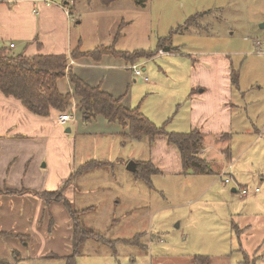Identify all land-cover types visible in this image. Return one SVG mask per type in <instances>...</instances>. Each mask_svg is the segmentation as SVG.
Returning a JSON list of instances; mask_svg holds the SVG:
<instances>
[{"label": "rangeland", "instance_id": "rangeland-1", "mask_svg": "<svg viewBox=\"0 0 264 264\" xmlns=\"http://www.w3.org/2000/svg\"><path fill=\"white\" fill-rule=\"evenodd\" d=\"M139 1L142 3L117 0L110 6L103 5L102 0L78 1L74 12L81 24L74 29L84 38L83 49L112 45L123 28L117 50L156 52L159 40L172 34L174 45H185L183 54L195 60L203 50H227L236 75L242 76L245 88L251 87L248 95L255 104L249 113L255 127L263 128L257 122H262L264 115L257 119L255 115L264 109V0ZM192 18V26L185 28ZM244 47L255 51V57L236 61V55ZM180 58L156 54L150 60L140 59L141 69L147 68L144 76L149 81L133 82L128 90L129 96L132 94L130 108L140 107L155 126L179 133L191 130L187 126L191 111L188 91L179 97L185 87V68L189 70V66H180ZM71 62L74 64L73 58L70 65ZM153 81L158 87L147 89ZM165 139L163 136L162 141ZM78 140L80 155L76 167L91 160L106 161L108 166L90 171L76 181L87 189L78 191L77 201L73 198L71 203L74 210L85 212L80 214V221L91 235L81 247L75 264H193L197 256L210 257L208 264H264V183L259 180L238 183L250 193L255 187L261 190L258 195L242 198L232 193L234 183L223 182L233 179L232 176L221 180L213 174L167 172V165L172 171L182 169L180 160L170 153L171 160L164 159L163 174L152 177L154 187L150 188L137 174L128 172L127 167L130 163L148 161L156 139L86 135ZM158 145L152 158L158 152L164 154L170 150L161 142ZM207 156L215 158L218 164L226 162L216 157L214 147ZM254 162L251 167L249 160L242 163L244 177L254 179L256 172L264 171L263 155ZM230 174L236 175L234 167ZM45 204L48 210L43 213L42 224L46 226L48 222L50 236L54 238L60 234L56 233L59 231L56 222L63 225L61 213L50 209L51 204ZM234 224L239 225L240 234L233 228ZM130 241L132 244H128ZM66 247L62 252H66ZM61 256L49 252L43 258L32 257L18 264H69Z\"/></svg>", "mask_w": 264, "mask_h": 264}, {"label": "crops", "instance_id": "crops-1", "mask_svg": "<svg viewBox=\"0 0 264 264\" xmlns=\"http://www.w3.org/2000/svg\"><path fill=\"white\" fill-rule=\"evenodd\" d=\"M64 1L0 0V48H9L13 44L12 51L15 54L28 57L66 55L71 58V53L79 46L82 51H91V49H83L84 38L80 36L78 30L74 29V26L81 23L76 17L75 10L71 12ZM172 36L174 37L173 34ZM257 45L262 46L261 43ZM173 46L178 49L177 52L175 49L171 53L158 54L170 57L181 56L178 64L182 67L189 66V70L185 68L187 76L183 79L185 87L182 88L179 97L186 95L188 91L191 111L187 126L191 127V130L181 133H190L194 129L202 133L204 140L199 157L208 162L214 172L213 175L221 180L224 179L223 177L226 178L225 175L233 177L235 184H232L233 194H240L241 189L246 187L238 183L251 184V182H245L251 180L264 183V171L256 172L254 175L256 177H252L254 179L244 177L246 173H242L243 162L249 160L251 167L252 162L264 156V120L257 122V125L263 128L255 127L254 120L249 113V110L253 108L251 105L255 104V101L249 99L248 95L251 87L245 88L242 76L236 75L237 72L233 70V61L229 56L231 53L227 50L213 48L203 50L200 52V57L195 60L194 57L189 58L186 53L183 54L185 45H174L173 43ZM254 52L244 47L236 55V61L237 59L248 60L249 56L255 57ZM73 60L74 64L70 66L77 76L88 85L100 87L102 91L115 98H121L123 105L130 108L132 94L129 96L128 90L133 82L136 83L142 79H136L133 76L130 70L131 64L111 55L103 56L100 61H95L93 58ZM146 71L147 68H144L143 74ZM58 87L64 95L74 94L73 86L67 76L58 80ZM157 87L158 85L153 81L147 89L155 90ZM79 102L80 100L75 98V109L71 113L75 120L60 125L58 120L62 114L59 112L52 111L49 118L37 117L29 112L20 101L6 97L0 92V189L27 191L17 194L0 192V234L6 235L0 236V258L8 260L10 264H18L32 257L43 258L49 252L62 255L64 259L71 255L70 238L73 236V229L70 230L72 221L69 216L67 217L68 212H65L63 204L51 203L50 209L61 213L60 222L63 224L61 226L59 221L56 222L55 228H59V231L55 230L60 234L51 238L48 222L46 226L42 224L45 218L43 213L48 210L42 194L60 189L73 171L83 165L79 164L80 166L76 167L78 155H80L78 152L79 136L129 138V128L118 123L109 124L101 116L85 124L83 111L78 107ZM138 109L140 110V107ZM263 115L264 109L255 116L257 119ZM162 137L156 138L149 152V160L159 169V175L163 174L161 168L166 163L164 159L171 160L170 153L181 163L178 149L169 146L167 139L162 141ZM160 142L170 150L164 154L158 152L152 158L153 150L159 146ZM257 146H259V151L256 149ZM212 147L218 153L216 157L226 161L225 163L218 164L215 158L208 156L206 158ZM91 161L98 162L99 160ZM167 167L169 168L167 172L183 174L182 169L178 172L177 170L172 171L170 165ZM233 167L235 176L230 174ZM137 171L134 173L137 174ZM78 179L74 180L75 183L73 182L65 192V196L70 201L73 198L77 201L76 193L87 189L85 184L77 185ZM258 188H249L252 191L249 195H258L261 192V190L256 192ZM240 226L244 231L243 226ZM233 228H236L239 233V225L234 224ZM51 244L52 247H50ZM65 246L67 247L64 253L62 251Z\"/></svg>", "mask_w": 264, "mask_h": 264}, {"label": "trees", "instance_id": "trees-1", "mask_svg": "<svg viewBox=\"0 0 264 264\" xmlns=\"http://www.w3.org/2000/svg\"><path fill=\"white\" fill-rule=\"evenodd\" d=\"M78 1L81 0H65L64 2H68L67 7L72 12L75 10V5ZM116 1L102 0V3L105 6H110ZM135 1H137V4L142 3L138 2V0ZM192 24L193 18L189 19L184 27H191ZM121 31L119 35L116 34L117 36H115L112 45L101 46L87 52L82 51L79 46L73 50L71 58H93L95 61H100L103 56L111 55L125 60L127 64L133 65L140 59L153 58L160 51L165 53H171L175 49L176 52L178 51L173 46L172 35L169 38L159 40L156 52L151 50L119 51L116 48V44ZM66 76L74 89V94L72 95L62 94L58 87V80ZM0 92L6 97L20 101L29 112L40 118H49L54 110L60 114L67 112L71 114L72 108H74V100L78 98L80 100L78 107L83 111L85 124H89L101 116L109 124L118 123L125 128H129V138L133 140L148 137L151 141H154L157 137L166 136L168 145L176 147L180 153L183 174H214L208 162L199 157L204 139L198 129H194L190 133H171L166 131L164 127L158 128L138 108H127L123 105L121 98L117 99L111 94L102 91L100 87H92L83 81L73 72L69 56L28 57L23 54H15L10 47L0 48ZM106 164L103 161L88 162L75 169L60 189L42 194L47 204H51L52 201L59 202L63 204L71 216L73 226L72 247L74 250L67 258L69 264L77 262L81 247L88 240L91 233L84 228L80 221V214L85 212L74 210L71 201L65 197V192L74 180L97 168L105 167ZM137 165V176L148 187L153 188L152 177L160 173L159 169L150 160L140 162ZM225 180L223 181L224 183ZM0 192L17 194L27 191L17 192L5 188L0 189ZM36 194L39 195V193ZM0 236L6 235L0 234ZM128 244H132L131 241ZM209 260L206 256H197L194 258L193 264H208ZM0 264H10V262L0 258Z\"/></svg>", "mask_w": 264, "mask_h": 264}, {"label": "built area", "instance_id": "built-area-1", "mask_svg": "<svg viewBox=\"0 0 264 264\" xmlns=\"http://www.w3.org/2000/svg\"><path fill=\"white\" fill-rule=\"evenodd\" d=\"M9 47L10 48H14V45L11 44ZM162 53H164V52L163 51H160V54H162ZM72 63L73 62H71V64ZM130 70L132 71L133 76L136 79L142 78L145 81H149V79L144 76L143 70L141 69V65L139 63H135V64L131 65L130 66ZM74 120H75V118L72 116V114H70V113H68V114H62L59 117L58 123L60 125H65L66 123L71 122V121H74ZM225 183L226 184H232L233 183V180L232 179H226L225 180ZM256 192H259V189H257ZM240 195L243 196V197L248 196L249 195V190L246 189V188L241 189Z\"/></svg>", "mask_w": 264, "mask_h": 264}, {"label": "water", "instance_id": "water-1", "mask_svg": "<svg viewBox=\"0 0 264 264\" xmlns=\"http://www.w3.org/2000/svg\"><path fill=\"white\" fill-rule=\"evenodd\" d=\"M68 4V2H66V5ZM127 170L129 171V172H136L137 171V164H135V163H130L129 165H128V167H127Z\"/></svg>", "mask_w": 264, "mask_h": 264}]
</instances>
